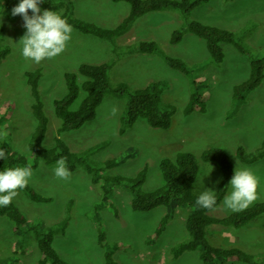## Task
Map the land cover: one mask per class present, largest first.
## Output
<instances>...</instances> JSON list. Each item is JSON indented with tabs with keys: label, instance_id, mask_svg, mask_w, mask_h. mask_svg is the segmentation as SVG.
<instances>
[{
	"label": "rangeland",
	"instance_id": "rangeland-1",
	"mask_svg": "<svg viewBox=\"0 0 264 264\" xmlns=\"http://www.w3.org/2000/svg\"><path fill=\"white\" fill-rule=\"evenodd\" d=\"M129 11L130 6L125 2L74 0V15L98 26L114 27ZM190 18L235 33L236 45L220 43L225 54L220 64L209 60L205 40L186 31L184 16L174 9L149 12L136 18L114 40L121 49L118 51L141 40L155 41L164 55L179 58L188 67H192L186 75L170 67L161 53L119 56L113 52L111 42L81 33L73 27L70 39L57 56L42 59L38 63L26 60L20 55L18 43L25 32L21 15L11 21L0 10V49L5 45L10 47V52L0 59V103L11 99L16 105L10 122L12 146L24 151L36 124L29 86L24 77L26 70L42 69L39 86L50 119L44 143L48 147L52 145L55 127L61 122L53 113L52 100L66 92L63 74L66 71L77 72L81 63L98 64L114 59L110 70L112 85L123 82L133 89L160 82L162 103L173 104L176 109L166 129L152 127L145 119L139 118L133 126L121 133L119 117L125 110L128 98L127 95L108 93L97 107L94 119L79 129L62 134L70 149L83 154L84 160L92 164L95 173L103 169L105 175L133 176L146 166L143 189L153 190L163 182L160 160L165 157L173 159L178 151H187L199 158L205 149L218 146L227 152L233 164L234 160L239 161L236 158L237 147H242L246 152L256 150L264 141V76L260 85L247 94L241 105L232 103L231 94L233 86L249 75L247 52L264 53V0H209L193 10ZM175 29H182L183 34L179 41L172 43L170 37ZM78 77L81 82L82 76ZM195 78L199 91L206 90L208 93L206 109L204 112L185 113L184 106L189 100ZM83 96L84 92L81 91L73 108L78 106ZM109 159L116 163L103 168L104 162ZM247 165L251 166L249 169L257 177L256 199L253 201L264 199V157ZM211 166L210 173L204 175ZM217 166L215 162L199 159V170L195 178L197 188H212L213 180L217 179V171L221 174ZM52 167L41 164L32 169L28 179L36 191L48 198L47 201H34L17 189L11 202L28 219L39 218L46 225L70 214L65 232L57 234L53 242L64 260L71 264H105L103 249L96 241L99 218L106 225L109 241L128 244L126 250H115L114 258L118 264H204L199 256L200 249L186 251L176 258L169 252L170 246L188 237L185 222L189 208L174 209L160 235L149 242L147 239L168 212V207L133 211L130 207L131 194L118 187L109 195L115 206L112 209L102 200L101 181L93 183V175L83 166L70 171L67 179L55 177ZM231 212L219 205L210 214L221 218ZM261 217L248 228L211 225L225 226L232 235L234 232L236 236L246 235L252 243L238 242L234 247L239 244V249L259 255V264H264V213ZM211 225H208L206 233L209 241L212 238L210 242L213 245H229V237L218 234L209 237ZM12 226V221L6 216H0V262L5 263L11 259V264H38L39 250L34 242L25 252H12V246L22 237L12 230ZM217 264L246 263L219 259Z\"/></svg>",
	"mask_w": 264,
	"mask_h": 264
},
{
	"label": "trees",
	"instance_id": "trees-1",
	"mask_svg": "<svg viewBox=\"0 0 264 264\" xmlns=\"http://www.w3.org/2000/svg\"><path fill=\"white\" fill-rule=\"evenodd\" d=\"M113 2H125L130 6V11L114 27L98 26L91 22L83 21L74 15V0H43L40 7L51 9L62 14L73 28L84 34H91L100 39H105L113 44V52L119 56L131 53L151 54L161 53L168 65L188 75L191 71L187 64L176 57L164 55L155 41L141 40L124 48L122 51L115 44V38L126 31L136 18L149 13L161 12L167 9L178 10L185 18L186 31L203 38L209 52V60L212 63L220 64L224 60V52L220 43L235 44V33L233 31L219 28L215 25L203 23L202 21L190 18V14L197 7L209 0H112ZM17 0H1L0 10L3 16L11 21L19 17V14L12 15L11 9ZM183 34L182 29H175L172 32L170 41L175 43L180 40ZM241 50H244L241 46ZM10 52L8 45L0 49V59ZM249 58L248 77L235 84L232 88L231 101L238 106L245 102L247 94L255 90L262 82L264 76V53L247 52ZM114 65V59L108 62L91 64L81 63L77 72L66 71L63 74L66 92L61 97L52 100L53 113L61 120L55 127V134L52 138V145L45 146L47 132L50 128V119L45 110V103L40 91V79L43 76L41 68L26 70L24 77L29 86L32 98L31 109L36 124L31 133L24 151L12 146L11 118L15 110V102L5 99L0 103V151L4 152V159L0 158V168L12 166L29 165L36 169L39 165H54L55 160L63 156L70 171L78 166H83L88 173L92 174L93 183L101 181L102 200L109 206L115 207L109 195L115 188L121 187L131 194L130 207L133 211H151L158 206H166L168 212L161 218L152 234L147 239L154 241L166 226L170 215L176 208H189L190 212L186 217V230L188 237L178 241L169 248L173 258L180 256L186 251L200 249L199 256L204 264H217L219 259L229 262H243L246 264H259L260 256L247 253L238 247H217L207 238V227L211 224H222L240 228L261 217L264 213V199L253 203L250 206L236 212H231L224 217L216 218L210 211L222 203L225 193L229 191L228 180L233 174V164L227 152L218 146H212L200 153L199 158L187 151H178L175 157L162 158L159 167L162 176V185L153 190H144L143 184L146 179L147 167L139 169L133 176L121 174L105 175L101 172H94L92 164L84 160L83 154L70 149L67 142L62 138L64 132L81 128L86 122L96 116L97 107L108 93L127 95V104L124 112L120 115L121 126L119 131L123 133L139 118L155 128L166 129L171 124V115L175 112L173 104H163L161 98V83L153 82L142 88H130L126 83L118 82L115 85L110 83V70ZM82 76L81 82L78 76ZM192 81L193 88L189 100L184 106V112H204L205 103L208 98L206 90L199 91L197 78ZM200 80V79H199ZM198 80V82H199ZM197 83V84H196ZM203 86V84H202ZM84 96L78 106L72 105L78 98L80 92ZM264 157V141L252 152H246L242 147L236 148V158L244 164H252ZM199 159L203 162H215L219 165L221 176L217 184L215 195L216 205L205 209L195 204L198 193L194 190L195 178L199 170ZM116 162L109 159L104 162V167L114 165ZM103 182V183H102ZM22 190L30 199L38 202H45L47 197L36 191L28 182ZM0 216H6L12 221V230L22 237L15 243L11 250L14 254L25 252L34 242L39 250L38 264H71L64 260L53 242L57 234H63L70 220V214L65 218L46 225L43 220L28 219L19 208L10 202L7 206L0 207ZM96 241L103 249L105 264H118L114 258L115 250H126L128 244L121 241H109L106 236V225L98 218L96 225ZM11 264V259L5 263Z\"/></svg>",
	"mask_w": 264,
	"mask_h": 264
},
{
	"label": "clouds",
	"instance_id": "clouds-1",
	"mask_svg": "<svg viewBox=\"0 0 264 264\" xmlns=\"http://www.w3.org/2000/svg\"><path fill=\"white\" fill-rule=\"evenodd\" d=\"M42 2L43 0H17L11 9L12 15H21L25 28L18 41L20 55L35 63L61 53L72 32V25L62 14L49 8L41 10ZM4 155L0 151V158L4 159ZM211 169L212 166L204 175L210 173ZM52 172L60 179L69 177L70 170L65 157L60 156L55 160ZM31 175L32 169L29 165L0 168V207L11 202L16 190L23 189ZM227 184L230 185V190L222 199L225 209L240 211L256 199L257 177L249 168L236 165ZM216 202L215 191L205 187L195 199V204L205 209L214 207Z\"/></svg>",
	"mask_w": 264,
	"mask_h": 264
},
{
	"label": "crops",
	"instance_id": "crops-1",
	"mask_svg": "<svg viewBox=\"0 0 264 264\" xmlns=\"http://www.w3.org/2000/svg\"><path fill=\"white\" fill-rule=\"evenodd\" d=\"M231 161H232V159H231ZM201 165V164H200ZM236 165L237 166H240V167H247V168H249V167H251L250 165H247V164H244V163H242V162H240V161H237V160H234L233 161V167L235 168L236 167ZM218 167V166H217ZM217 169H219V167L217 168ZM220 176H221V174H220V172H219V174H218V171H217V179H215V180H213V182H212V185H211V189L212 190H216V187H217V184H218V182H219V180H220ZM195 182H196V180H195ZM194 190H195V192L196 193H198L199 194V192L200 191H202L201 189H199V188H197L196 187V183H194ZM260 200H263V199H260ZM260 200H257V201H260ZM257 201H252L248 206H250V205H252L253 203H255V202H257ZM220 205H223V203H221ZM218 207V206H217ZM216 207V208H217ZM216 208H214L213 210H215ZM213 210H211V212L213 211ZM210 212V213H211ZM263 217V216H262ZM262 217H260L259 219H261ZM257 220V219H256ZM255 220H253L252 222H250L249 224H247V225H245V226H242V227H246V228H248V227H250V225L254 222ZM242 227H240V228H242ZM239 228V229H240ZM209 231H210V233L211 234H209V237L210 236H214V235H216V234H218L219 236H226L227 238L229 237V241H230V243H229V245H225V246H219V245H217V246H219V247H224V248H229V247H234L235 245L234 244H237L238 242H240V243H242V244H248V243H252V240L250 239V238H248L246 235H243L242 233V235H238V236H236L237 235V233L236 232H234V234L232 235L231 234V231L229 230V229H225V226H217V225H211V226H209ZM230 231V232H229ZM207 232H208V227H207ZM231 234V235H230ZM230 235V236H229ZM210 241H212V238H210ZM214 242H216V241H214ZM216 243H214V245H215ZM231 244V245H230ZM216 246V245H215ZM238 248H239V244L238 245H236Z\"/></svg>",
	"mask_w": 264,
	"mask_h": 264
}]
</instances>
